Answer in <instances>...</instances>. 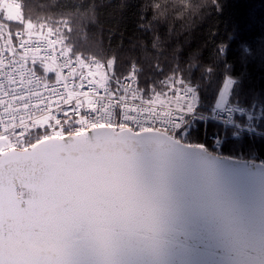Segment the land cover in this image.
<instances>
[{"label":"snow or ice","instance_id":"obj_1","mask_svg":"<svg viewBox=\"0 0 264 264\" xmlns=\"http://www.w3.org/2000/svg\"><path fill=\"white\" fill-rule=\"evenodd\" d=\"M226 5L143 0L131 16L158 49L157 25ZM98 6L75 0L53 22L0 0V264H264V160L221 151L255 155L264 137V89L244 88L253 49L235 50L240 73L228 61L239 24L221 41L209 30V63L174 49L145 89L136 62L118 72L115 54L70 42Z\"/></svg>","mask_w":264,"mask_h":264},{"label":"trees","instance_id":"obj_2","mask_svg":"<svg viewBox=\"0 0 264 264\" xmlns=\"http://www.w3.org/2000/svg\"><path fill=\"white\" fill-rule=\"evenodd\" d=\"M23 5L26 15L33 20L56 21L62 18L61 14L68 11V5L75 0H19ZM99 5L94 21L81 23L77 20L75 31L70 42L74 48L86 56L95 55L106 62L113 54L117 57L116 68L118 72L126 74L132 62H136L141 69L138 83L147 89L156 81L163 79L172 66L171 53L174 49L181 52V61L187 54L199 50L202 63H209L213 45L209 30H218L214 39L225 40L227 35L239 24L236 39L232 42L228 52V61L235 63V72L242 71L237 62L236 49L241 43H248L253 49V58L248 63L244 80L245 89H264V0H227L225 11L222 15L213 14L203 20L199 15L190 21L175 20L169 24H160L155 27L164 39L162 47H151V33L137 29L135 19L131 16L134 6L143 0H127V7L122 8L124 0H95ZM199 2V0H197ZM171 28V31H169ZM159 63L163 72L155 70ZM199 72L194 74V79L199 77ZM222 86L216 78H212L202 87V98L205 110L209 106V98L215 94L218 87ZM211 131V126H209ZM202 139V138H201ZM256 154H251L247 147L229 145L222 149L225 155L236 158L255 159L257 162L264 160V137L256 139Z\"/></svg>","mask_w":264,"mask_h":264},{"label":"rangeland","instance_id":"obj_3","mask_svg":"<svg viewBox=\"0 0 264 264\" xmlns=\"http://www.w3.org/2000/svg\"><path fill=\"white\" fill-rule=\"evenodd\" d=\"M18 2H20V1L18 0Z\"/></svg>","mask_w":264,"mask_h":264},{"label":"water","instance_id":"obj_4","mask_svg":"<svg viewBox=\"0 0 264 264\" xmlns=\"http://www.w3.org/2000/svg\"><path fill=\"white\" fill-rule=\"evenodd\" d=\"M257 163H259V162H257Z\"/></svg>","mask_w":264,"mask_h":264}]
</instances>
